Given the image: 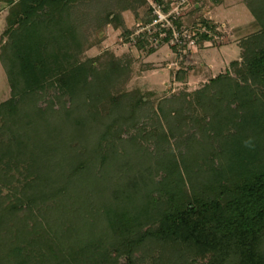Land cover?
Segmentation results:
<instances>
[{
  "label": "trees",
  "instance_id": "obj_1",
  "mask_svg": "<svg viewBox=\"0 0 264 264\" xmlns=\"http://www.w3.org/2000/svg\"><path fill=\"white\" fill-rule=\"evenodd\" d=\"M0 1L8 10L0 60L11 87L0 103V264H141L137 249L149 235L191 264H264V0L251 6L260 28L231 62L235 75L228 69L156 108L139 90L117 88L132 70L131 56L87 55L103 41L90 40L88 29L121 31L148 55L165 44L181 55L214 44L211 20L189 24L174 12L183 41L170 44L171 27L134 39L126 25V12L153 22L148 0H100L108 4L103 10L99 0ZM156 1L165 12L175 3ZM124 143L144 156V166L116 183L110 169L122 177L125 162L113 147ZM20 164L23 192L3 180V171Z\"/></svg>",
  "mask_w": 264,
  "mask_h": 264
},
{
  "label": "rangeland",
  "instance_id": "obj_2",
  "mask_svg": "<svg viewBox=\"0 0 264 264\" xmlns=\"http://www.w3.org/2000/svg\"><path fill=\"white\" fill-rule=\"evenodd\" d=\"M101 1L99 0L98 2H100L99 4L101 5V10H103L106 6H108V4H103ZM148 1L153 5H157L156 0ZM172 1L175 2L173 5L174 8L175 6L177 7L183 0ZM185 1L186 6L184 8H179L178 13L182 15L186 23L191 24L194 20H198L201 16H203L217 25V34L214 36V44H212L210 41L204 43L205 46H208L206 49L198 52L193 50L189 53H181V55H176L174 50L171 48V45L165 44L160 46V48L153 54L148 55L144 50L138 49L133 41H126L125 36L121 33V31L112 32L111 29L96 31V28H92L91 26V29H88V32H90V34L91 31L95 33L90 35L85 32L88 35V38L93 40L95 36L103 39V41L100 47L95 46L94 48L88 50L87 55L90 57H95L105 52V50H114L115 54L119 56H123L125 54L131 56L132 70L127 76H125V78H123V82H121L117 88L118 90L125 92L139 90L146 99L153 101L155 108L159 102H161L166 97L172 96L173 94L179 95L182 92H195L196 90L208 87L212 77H215L220 73H225L228 69L234 76L235 72L231 62L233 60H241V51L244 39L260 28V26L256 24L257 20L251 12V6L256 9L259 4L255 3L256 0ZM97 4L98 3L96 1L94 3L96 10L100 6ZM182 6H184V4ZM176 7L173 10L177 11ZM7 12V8H5L3 3L0 1V34L5 25V16ZM124 15L127 27L135 28L133 38L136 39L139 32H141L147 23H143L141 26H139L137 23L140 20L135 19L132 12H126ZM81 26L83 27V32L85 31V28L89 27L85 23H82ZM178 71L186 72V76L184 75L183 79L181 80L177 78ZM210 87L212 91L215 88L213 86ZM10 96L11 87L8 81V75L6 74L4 66L0 60V103L7 100ZM46 100L47 99L45 98L44 101ZM49 102V107L52 109V111H54L55 105L53 99L51 98V101ZM143 114H145V112H143ZM162 125L163 127H167L165 122H163ZM23 133L24 134L22 138L26 134L25 132ZM123 138L127 139L128 135L125 134ZM172 141L174 142V139L170 140V142ZM147 145L148 143H146L144 140L143 146ZM122 146L125 148L128 147L126 149H129L130 151V153L127 154V158L126 156L123 157V155H126L127 152H123L125 149L122 148ZM122 146L118 144L113 148L118 153L117 155L119 158H124V169L127 174L123 172V176L121 177V174H119L118 171L116 172L117 169H115V166L112 167L110 169V172H112L110 178L115 179L116 183L119 182L120 179H127V177L129 178L130 175H136L137 172L144 166L141 162L144 156H141L140 153L139 155L131 151L132 148L130 147L129 143H124ZM153 147V144L149 146L150 149ZM113 148L111 147L110 149L113 150ZM181 150H183V152H187L186 146H184ZM153 152H155V150ZM44 159L45 157L38 158L40 161H43ZM103 164H105V162L99 164L97 168V177H101V168L99 167L103 166ZM19 166L3 171L5 173L3 175H7L6 178L3 177V180H11L8 182L9 188L12 190L19 188L22 190L21 192H23V185L22 183L18 182V178H21V174L18 172L23 171V167L25 166L22 164ZM1 167L2 165H0V168ZM123 181L124 180H121L120 183ZM2 183L3 182L0 181V185H3ZM149 190L151 189L145 188L144 191L147 193ZM23 197H26V194L20 193L18 195V198L20 199ZM140 198L142 201L146 199L145 195H142ZM74 219L75 218H73V220ZM67 225H69V223H67L65 226ZM151 226L152 224L150 225L147 223L142 230H147L151 228ZM153 240L154 238L151 235L147 236V241L137 249L138 251L136 254L142 258L141 264H151V262L155 264H191L189 255H181L184 254L182 252H175L174 254L170 253L165 249H162V247L156 242H153ZM161 249L162 252L159 253ZM151 253H154L152 258ZM121 262L122 261H120V263ZM199 262L200 264H205L206 260H200Z\"/></svg>",
  "mask_w": 264,
  "mask_h": 264
},
{
  "label": "built area",
  "instance_id": "obj_3",
  "mask_svg": "<svg viewBox=\"0 0 264 264\" xmlns=\"http://www.w3.org/2000/svg\"><path fill=\"white\" fill-rule=\"evenodd\" d=\"M186 1L183 0L176 8H177V11L176 10H173L174 8H172L171 10H169L168 12H165L161 6H159L158 4L157 5H153V8H154V14H156V17L154 18L153 22L150 23V24H146L145 27L142 29H147L149 31H152V27H154L155 31H157L158 29L161 28V35H166V32L167 31H162V28H165V27H171L172 30H173V35H174V38L172 39L171 43L172 44H175V43H182L183 41V38L181 37V33L178 31V29L176 28V25L174 23V19L176 17H172V14L175 12L177 15H179L178 13V9L181 8V6L183 4H185ZM139 26H141L142 24L141 23H137ZM184 37L187 38V40H189V44L190 45H193V43L195 42L194 39H193V35L191 32H187L185 33Z\"/></svg>",
  "mask_w": 264,
  "mask_h": 264
}]
</instances>
